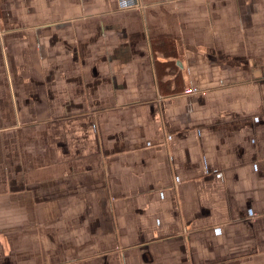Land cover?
<instances>
[{
  "label": "crops",
  "instance_id": "1",
  "mask_svg": "<svg viewBox=\"0 0 264 264\" xmlns=\"http://www.w3.org/2000/svg\"><path fill=\"white\" fill-rule=\"evenodd\" d=\"M0 264H264V0H0Z\"/></svg>",
  "mask_w": 264,
  "mask_h": 264
},
{
  "label": "built area",
  "instance_id": "2",
  "mask_svg": "<svg viewBox=\"0 0 264 264\" xmlns=\"http://www.w3.org/2000/svg\"><path fill=\"white\" fill-rule=\"evenodd\" d=\"M193 90H197L196 88H194Z\"/></svg>",
  "mask_w": 264,
  "mask_h": 264
}]
</instances>
